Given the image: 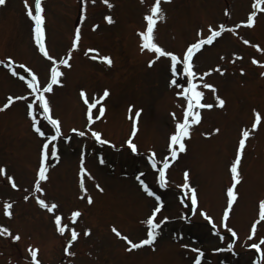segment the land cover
<instances>
[{
  "label": "rangeland",
  "instance_id": "374dc122",
  "mask_svg": "<svg viewBox=\"0 0 264 264\" xmlns=\"http://www.w3.org/2000/svg\"><path fill=\"white\" fill-rule=\"evenodd\" d=\"M27 3L32 6L33 0ZM109 3L113 5L111 8L103 0H42L49 53L65 58L71 52V66L58 65L64 74L60 78L62 83L53 85V91L46 93L52 115L61 121L62 135L50 142L57 147L59 159L52 157L48 179L41 181L44 192L36 193L34 183L42 144L56 134L55 130L39 115L38 122L46 136H39L32 128L31 117L26 112L27 103L34 99L32 96L0 111V167L5 169L0 174V225L21 237L13 241L0 235V264H30L29 246L38 249L37 259L41 264H193L197 253L192 248L203 251L201 264H254L259 254L247 245L264 237V221H260L256 234L248 239L252 223L259 219V201L264 200V76L261 75L264 52L252 45L264 49V13L253 7L255 0H162L165 19L156 24L155 41L181 58L189 44L207 37L209 25L216 30L220 24L226 29L237 24L240 27L224 31L211 45H203L194 54L195 71L202 74L213 69L202 77V83L214 85L215 91L203 88L202 83H198V89L204 93L201 102L214 106L199 109L202 118L192 126L190 137L185 138L186 151L178 153L166 170L168 186L161 188L148 156L154 151L158 161L165 156L171 159L169 136L176 120L183 118L186 102L176 95L179 89L170 85V59H156L154 53L140 50L139 32L146 29L144 16L154 0H109ZM252 11L258 13L254 26L248 27L242 22ZM108 15L113 18L111 24L104 19ZM32 26L24 0H5L0 5V60L5 61L0 64V106L10 96H27L31 91L26 80L18 78L24 70L19 68L20 64L37 74L41 86L50 80L51 62L34 44ZM76 28L80 29L81 39L77 48L72 49ZM245 39L249 44L243 43ZM88 49L110 56L112 65L93 60L91 57L97 53ZM253 58L260 63L253 64ZM149 60H154L151 66ZM9 63H13L19 75L7 72L5 64ZM217 66L224 71L215 70ZM240 69L244 70L243 74ZM200 79L198 76L197 81ZM178 81L184 84L185 78L178 77ZM82 89L90 102L104 89L110 92L100 102L105 106L104 115L91 124L87 120V105L80 95ZM216 96L225 100L222 107ZM129 105L133 106V116L137 109H142L133 138L137 153L126 144L132 132ZM98 108L99 105L92 109L94 117ZM254 110L260 113L261 121L252 130ZM90 128L100 131L102 139L111 143H98ZM72 129L85 135L80 136ZM243 129H249L250 136L239 166L242 180L236 188L238 197L227 221L237 233L232 237L221 220L227 206L226 188L231 185L229 166ZM82 154L84 167L93 177L89 179L85 175L86 193L79 187ZM185 170L197 188L198 208L194 214L187 200L181 203L185 190L178 185L183 183ZM8 176L17 188L11 187ZM137 176L163 201L157 221L164 216L169 220L161 225L154 246L126 251L127 243L112 232V227L133 242L145 238L143 221L157 203L153 197L146 196ZM97 183L102 192L96 188ZM25 195L29 196L27 201ZM88 195L93 198L92 204L87 202ZM36 196L56 202L63 222L80 233L69 248L74 255L64 251L70 234L56 231L53 213L39 206ZM5 201L13 203L11 217H4ZM199 209L212 217L223 239ZM74 210L82 213L75 225L69 219ZM85 229H91L89 236L83 235ZM230 242H234L231 251Z\"/></svg>",
  "mask_w": 264,
  "mask_h": 264
},
{
  "label": "snow or ice",
  "instance_id": "6c2138e0",
  "mask_svg": "<svg viewBox=\"0 0 264 264\" xmlns=\"http://www.w3.org/2000/svg\"><path fill=\"white\" fill-rule=\"evenodd\" d=\"M95 2V0H93ZM163 2H167V0H163ZM26 14L33 22L32 32H33V40L34 44L38 47V51L48 60L51 62L50 66V80L44 86L40 85V82L37 78V74L33 72L31 68L26 67L24 64H20L19 68L25 70V75L20 76L21 80H26L27 88L31 91L27 93V96H16V97H9L7 102L0 106V111L7 109L12 103L13 100H27L28 96L34 97V99L27 103V115L31 117L32 120V128L35 132L41 136L45 137L46 133L42 130L38 122V115L42 116L44 120L47 121L49 125L55 130V135L48 137L42 144L41 148V158L38 166L37 171V178L34 183V189L36 193H43L44 189L41 187V181H46L48 179L47 173L49 171L48 160L49 157H53L59 159L58 156V149L55 144H50L51 141H56L59 136L62 135L61 133V121L59 118H55L52 115V109L50 106V101L46 95V93H51L53 91V85H59L62 83L61 77L64 75L63 72L60 71L58 65H65L70 67L69 58L71 56V52L68 53L67 57L65 58H57L51 55L46 47L45 39H46V32H45V16L43 15V6L42 0H34V10L32 6H29L27 0H24ZM103 3L106 4L109 8L113 5L109 3V0H103ZM5 4V0H0V5ZM162 0H154V3L150 6L149 11L145 14L144 19L146 23V29L144 31L139 32V37L141 41V48L140 50L143 52L144 50H148L151 53H154V57L158 59L159 57H166L170 59V73H171V80L170 85L175 86L179 89L176 92L177 96L183 97L186 102V107L183 109V118L181 120H176L174 131L169 136V143H168V153L171 159L168 156L162 157L161 160L156 159V153L153 151L148 156L149 162L151 167L156 170L158 173L156 182L161 188H166L168 186V177L166 170L169 169L170 164L172 161L176 160L178 157V153H182L186 151V144L185 138H189L191 135V128L193 125L197 124L201 120V113L199 109L201 108H212L214 105L210 103H202V97L204 93L198 89V83H202V77L208 75L213 69H209L208 72L205 73H198L195 71V65L193 62V57L196 52H198L203 45H211L215 38L220 37L222 33L226 30L228 31H235V28H239L240 25L237 24L234 28L226 29L224 24H220L218 30L213 29L212 25H209V34L206 38H200L196 42L191 43L187 46L186 50L184 51L182 58L178 56L175 52L166 50L160 44L155 41V34L154 29L158 21H163L165 19V13L161 7ZM264 4V0H255L253 5L254 8H259L261 13H264V7H260V5ZM257 16L256 11L250 12L245 22L246 26L252 27L255 24V17ZM83 18V17H82ZM104 19L107 23H113V18L108 15L105 16ZM98 27V25H93V28ZM200 33L198 32V36ZM81 39V32L79 28H76L74 33V39L72 43V49L77 48L78 42ZM244 44H249V41L245 39L243 41ZM258 51L264 52V49L260 48L259 45H252ZM89 52L97 53L93 55L91 58L93 60H99L102 63H106L107 65H112L113 60L108 55H99L97 49H88ZM223 58V57H222ZM11 60V57L7 58ZM4 60H0V64H4ZM149 65L151 66L154 63V60H149ZM253 64H259L260 62L257 61L255 58L252 59ZM9 69H13V63H9L7 65ZM217 71L221 73L224 71L217 66ZM241 73L243 74V69H240ZM30 74V78L27 76ZM12 75L17 76L19 73L12 70ZM264 76V72L261 73ZM201 79L197 81V77ZM178 77H184L185 82L184 84L179 83ZM202 87L206 89H212L215 91L214 85L209 83H202ZM81 98L83 99L84 103L87 105V120L89 124L93 122L94 119H99L105 113V106L104 104L100 103L101 101L105 100L110 95L108 89H104L103 93L98 97H94L93 100L90 102L86 93L82 89L80 92ZM216 101L219 106H223L225 104V100L219 96H216ZM98 108V115L95 117L93 116L92 109ZM132 105H129V115L128 118L132 120V132L130 137L127 139L126 144L129 149L133 153H137V145L133 142V138L135 137L138 131V120L141 115L142 109H137L134 116L132 115ZM255 122L251 125V129L254 130L257 128L258 124L261 121V116L259 112H255ZM173 118L175 119V114H173ZM73 132H77L78 135L84 136L85 132L78 131L77 129H72ZM92 137L98 143L101 144H110L111 142L107 139H102V133L97 130L89 129ZM214 132H219V129H214ZM206 135H211V133H207ZM250 136L249 129H243L241 132V138L238 142V147L234 156L233 161L230 163L229 171L231 175V185L226 188V197H227V206L223 210L222 213V226L227 230L228 233L231 234L232 237H236L237 233L228 226L227 221L229 220V213L230 210L233 208L234 202L237 200L238 192L236 191L237 185L242 180L241 172L239 170V166L241 164L243 150L245 149V142L246 139ZM65 139H68L65 137ZM114 147V145H113ZM101 163L104 162L103 158L100 160ZM160 164V167L157 165ZM5 169L0 167V174H3ZM85 175L88 176L89 179H93L91 174L87 172V169L84 167L83 161V154L80 161L79 167V187L83 192H87V189L84 184ZM143 175V174H141ZM7 179L11 182L12 188H17V184L13 181L11 176H8ZM136 179L139 182L142 190L149 196L155 198L157 201L155 207L152 208L151 214L143 221L146 225V237L140 239L137 242H133L127 235H122L120 231L117 230L116 227H112V232L119 238L123 239L128 247L126 251H132L138 249L142 246H154L157 237L160 234L161 225H163L169 217L164 216L162 219L157 221V214L161 213L163 208V201L161 197L157 195L152 188L149 187L147 183L140 176H137ZM179 188L185 190L183 192L184 199L181 200V203H184L185 200L189 202L190 210L193 214L196 212L198 208V194L197 188L194 187L190 182V175L189 171L185 170L183 173V183L178 185ZM96 188L99 191H103V188L97 183ZM31 194V193H30ZM88 204L93 203V198L91 195L87 197ZM29 199L28 195L24 196V200L27 201ZM36 202L39 206L43 209L47 210L49 213H53L54 224L56 231L63 235L66 231L70 234V238L67 240V246L65 247L64 251L68 255H74V253L69 251V248L75 242L80 235V233L76 230L75 227H69V223L63 222L64 217L59 211V205L56 202H47L45 199L40 198L39 196L35 197ZM4 215L11 217L12 213V203L5 201L3 203ZM201 216H203L210 224H212V228L216 231V234L223 239V236L220 235L219 231L216 228V225L212 222V217L208 215V213L203 210L199 209ZM82 213L79 210L71 211L70 213V222L71 224L75 225L77 219L81 217ZM260 221H264V200L259 201V219L252 223L251 225V234L249 235L248 239H252V237L256 234L257 224ZM91 234V229H85L83 231L84 236H89ZM0 235L8 236L13 241H19L20 235L19 233L12 234V232L2 225H0ZM233 243L230 242L228 244V250L231 251L233 248ZM264 245V237H261L258 242L252 243L247 245V247L251 249H255L256 253L259 254L258 259L254 261V264H264V248L261 246ZM183 247L187 248L188 245H183ZM28 251L31 256L32 264H41L40 260L37 259L38 249L29 246ZM192 251L197 253L194 258L193 264H201L202 258L204 253L199 248H192ZM215 251H223V249H215Z\"/></svg>",
  "mask_w": 264,
  "mask_h": 264
}]
</instances>
